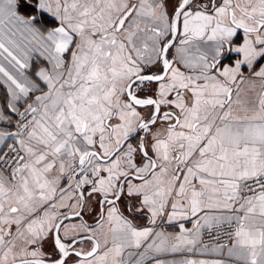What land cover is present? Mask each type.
I'll list each match as a JSON object with an SVG mask.
<instances>
[{
  "label": "snow or ice",
  "instance_id": "1",
  "mask_svg": "<svg viewBox=\"0 0 264 264\" xmlns=\"http://www.w3.org/2000/svg\"><path fill=\"white\" fill-rule=\"evenodd\" d=\"M261 58L264 0H0V264H264Z\"/></svg>",
  "mask_w": 264,
  "mask_h": 264
},
{
  "label": "crops",
  "instance_id": "2",
  "mask_svg": "<svg viewBox=\"0 0 264 264\" xmlns=\"http://www.w3.org/2000/svg\"><path fill=\"white\" fill-rule=\"evenodd\" d=\"M242 33H240V32H238L237 33V37H236V39L237 40H242ZM239 54H237V53H228V56H232V57H236V56H238ZM229 63V59H225V61H222V63ZM260 65H264V58H261L260 60H258V62L256 63V65H255V67H258V66H260ZM242 68L245 70V74L246 75H250V73H248L247 72V66L246 65H242ZM0 94H2V89H0ZM248 95L249 96H251L252 95V93L251 92H249L248 93ZM138 223L140 224V225H145V224H147V221H146V219H143V218H141L139 221H138ZM158 223H160L161 224V226L162 227H164V229L166 230V231H169V232H174V231H177V229L176 228H174V227H172V226H168L166 223H164L163 221H158ZM186 226H188V227H191V225L190 224H187ZM172 258H174V257H168V259H172ZM176 259H179L180 257H175ZM196 258H199V259H216V258H224V257H218V256H216L215 254H209V255H205V256H198V257H196Z\"/></svg>",
  "mask_w": 264,
  "mask_h": 264
},
{
  "label": "built area",
  "instance_id": "3",
  "mask_svg": "<svg viewBox=\"0 0 264 264\" xmlns=\"http://www.w3.org/2000/svg\"><path fill=\"white\" fill-rule=\"evenodd\" d=\"M205 239H206V240L208 239L207 235L205 236Z\"/></svg>",
  "mask_w": 264,
  "mask_h": 264
}]
</instances>
